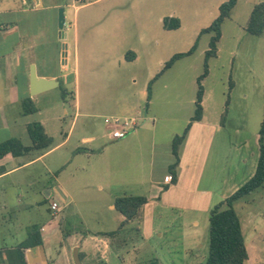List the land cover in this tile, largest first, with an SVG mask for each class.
Wrapping results in <instances>:
<instances>
[{
	"label": "rangeland",
	"instance_id": "374dc122",
	"mask_svg": "<svg viewBox=\"0 0 264 264\" xmlns=\"http://www.w3.org/2000/svg\"><path fill=\"white\" fill-rule=\"evenodd\" d=\"M226 1L90 0V5L78 8L74 0H46L47 5L65 8V29L71 40L76 34L69 69L76 71L77 79L69 85L62 82L61 87L69 91L65 103L63 88L51 90L45 106L49 114L60 110L63 118L51 123L49 132L60 141L63 132L73 130L67 148L60 153L78 147L87 153L94 150L78 155L62 176L65 192H61L63 201L59 200L67 207L60 219L64 233L70 234L65 245L71 264H75L73 255L78 246L82 264H149L156 259L160 264L206 261L210 212L223 201L222 195L228 198L233 187L244 182V171L240 175L236 170L238 144L251 138L255 145L264 116V35L255 36L246 29L255 5L264 0H239L232 20L224 26L217 55L207 59L213 34H202V30L218 18L220 6ZM58 11L49 10L42 16L48 22L47 44L39 51L44 49L51 57V72H55L58 57ZM172 18L179 19L180 28H165L164 20ZM195 46L191 55L163 72L173 56ZM90 47L94 54L88 62ZM131 50L136 51L139 60H125ZM206 64L209 75L202 85L207 93L208 121L219 124L223 117V127L212 135L207 168L193 196L213 193L212 209L197 212L158 203L147 227L143 211L135 219H125L116 209L117 199L151 195L154 169V182L166 181L163 164L172 155L169 150L175 136L185 131L195 115L199 78ZM72 92L81 104V115L75 121ZM64 109L68 115L63 114ZM111 117L134 119L139 126L125 138L114 140L105 122ZM237 130L242 131L243 140ZM87 136L94 142L83 144ZM35 167L45 172L41 163ZM43 175L46 183L49 177ZM70 200L73 202L67 204ZM43 208L48 215L46 206ZM235 209L246 238V264H264V186L237 201ZM11 215L0 208V264H19L20 254L23 256L8 233ZM60 264L67 262L62 260Z\"/></svg>",
	"mask_w": 264,
	"mask_h": 264
},
{
	"label": "crops",
	"instance_id": "0c3cea01",
	"mask_svg": "<svg viewBox=\"0 0 264 264\" xmlns=\"http://www.w3.org/2000/svg\"><path fill=\"white\" fill-rule=\"evenodd\" d=\"M90 3L80 6L75 5L74 7L81 8L90 5ZM60 7V5H47L46 0H0V145L13 141L16 146L13 152L0 157V183L1 181L4 182L0 186V208L12 214L8 233L13 237V244L16 245V249L23 253V256L20 254L19 264L24 262L25 264H39L36 261L42 259V256L38 251L34 252V248H38L40 245L44 246L47 257L46 263L40 264H60L62 260L66 261L67 264H71L70 260L68 261L65 245V239L70 234L64 233L63 220L60 219L61 213L67 207L66 204H61L59 200L63 201L61 192H65L62 176L67 165L73 164L78 155L87 152L78 147L60 153V150L67 148L73 130L70 129L68 133L63 132V139L57 141L56 136L49 132V128L51 123H56L63 117L60 110L49 114V109L45 106L52 91L32 95L30 82L32 65L36 67L39 78L56 79L60 83L59 87H61L63 81L65 85H69L72 80L76 82V71L73 74L69 69V63L72 59V41L76 40V34L71 40L64 26L65 39L62 40L64 48L62 50L63 64L60 76L57 73L58 57L55 60V72H51V57L47 56V51L44 49L39 51L47 44L45 33L48 29V22L42 16L45 12L58 10ZM236 7L222 25L220 41L224 36V26L226 22L232 20V14ZM57 33H59V28ZM59 42L60 37L57 38L55 44L57 45ZM43 52L46 55L42 56ZM93 54V49L90 47L86 60H92ZM125 60L128 62L137 61L139 56L136 51L131 50L127 53ZM71 76H73V79H71ZM68 95L69 91L63 88L61 90L63 103L67 102ZM71 97L76 102L75 121L81 115V104L74 92H72ZM206 102L207 93L205 92L203 118L192 123L187 138L179 149L180 160L175 170L176 183L172 182L174 175L170 170L171 166L176 163L172 146L169 150L172 155H169L168 162L163 164V169L166 171V181L163 180L162 184H156L154 182L155 169L152 171L151 181H154L151 182V186L154 192L151 195L144 196L147 198V203L141 210L143 211V223L146 227L149 220L154 217L153 214L158 203L168 208L197 212H210L215 203L213 193L208 191L202 192L196 197L193 196L207 168V158L213 142L212 135L223 127V117L219 124L208 121L207 109L205 108ZM63 114L68 115V111L64 109ZM111 118L123 119L120 117ZM31 127L39 130L40 142L33 140ZM108 127L111 137L114 125L108 124ZM237 133L241 138L242 131L237 130ZM255 137L254 146L251 138H245L244 140L241 138L243 142L241 141L238 144L237 151L239 155L236 161V170L240 175L243 170L245 173L243 177L246 175V178H244V182L233 187L232 194L255 174L259 160V134ZM92 142H94V138L90 136L83 138L82 141L83 144H91ZM161 146L164 148L163 145ZM247 148L246 155L244 149ZM165 149L168 155V148ZM90 153H94V150L91 149L87 154ZM49 159L51 161L47 163ZM38 163L42 164L45 172H40L35 167ZM43 174L49 177V179H46V183L42 181ZM169 177L171 181L167 180ZM226 198L223 195L221 196L222 200ZM72 202L70 200L67 204ZM53 203H57V209L52 208ZM44 205L48 215L42 212ZM35 214L36 218H34ZM198 225L199 223L195 221L194 226L198 227ZM35 239L37 240L35 241ZM39 241L42 243H38ZM13 250L15 249L13 248ZM6 257L8 258V256ZM7 264L14 263L8 262Z\"/></svg>",
	"mask_w": 264,
	"mask_h": 264
},
{
	"label": "trees",
	"instance_id": "16d2710c",
	"mask_svg": "<svg viewBox=\"0 0 264 264\" xmlns=\"http://www.w3.org/2000/svg\"><path fill=\"white\" fill-rule=\"evenodd\" d=\"M238 0H227L220 6L218 18L209 26L202 30L204 33H212L210 50L207 52V59L217 55L218 43L222 36V25L227 18L231 16L232 10L236 7ZM171 20V21H170ZM164 20L165 28L168 30L178 29L181 26L179 19ZM246 29L255 36L264 35V2L255 5ZM196 49L193 47L187 53L177 54L166 63L163 72L170 69L177 60L186 55H191ZM209 75L208 64L205 66L203 75L199 78V90L196 101V112L191 118L190 123L181 135L175 136L172 143L173 155L176 157V163L171 166L173 173L172 182L176 183V167L179 164V149L187 138L192 123L200 121L203 118L204 107L203 98L205 89L202 81ZM227 113V112H226ZM39 130L31 127V136L35 142H40ZM16 148L13 141L0 145V157L13 152ZM264 186V116L259 130V160L253 177L240 187L234 194L223 200L215 206L210 212L209 227V248L208 255L204 264H246L249 260V253L246 245V238L243 232L241 218L235 209V203L242 198L251 195L253 192ZM168 188V187H166ZM147 203L144 196H130L119 198L115 202L116 209L127 220H132L140 216L142 207ZM115 233H108V235ZM42 243V242H38ZM81 256V255H80ZM29 263V262H28ZM25 264V262L23 263ZM35 264V263H34ZM149 264H160L153 260Z\"/></svg>",
	"mask_w": 264,
	"mask_h": 264
},
{
	"label": "water",
	"instance_id": "95a60500",
	"mask_svg": "<svg viewBox=\"0 0 264 264\" xmlns=\"http://www.w3.org/2000/svg\"><path fill=\"white\" fill-rule=\"evenodd\" d=\"M66 23V18H65V8L60 7L58 11V27H59V37H60V42L58 44V76L61 75V66H62V57L63 53L62 50L64 48V45L62 44V40L65 39V32H64V26ZM30 82H31V93L32 95H37L49 90H52L54 88L59 87L60 83L58 80H48L44 78H39L36 73V67L32 65L31 67V72H30ZM38 251V253L41 254V258L36 261V263H46L47 257L45 254V248L43 245H40L38 248H34V252ZM73 260L75 264H82L81 256H80V248L75 247L74 249V255H73Z\"/></svg>",
	"mask_w": 264,
	"mask_h": 264
},
{
	"label": "built area",
	"instance_id": "2783aa9c",
	"mask_svg": "<svg viewBox=\"0 0 264 264\" xmlns=\"http://www.w3.org/2000/svg\"><path fill=\"white\" fill-rule=\"evenodd\" d=\"M75 3L80 5H85L90 3V0H74ZM106 123L110 125H114V129L111 132V137L114 140H119L122 138H125L129 132L132 130H136L139 126V124L133 119V120H121L118 118H107ZM167 180L171 181V178H167ZM53 209H57L58 205L57 203H53L52 205Z\"/></svg>",
	"mask_w": 264,
	"mask_h": 264
}]
</instances>
